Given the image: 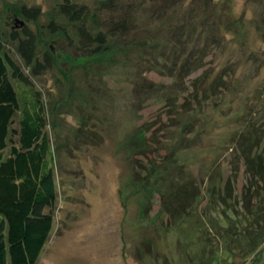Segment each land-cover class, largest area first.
<instances>
[{
  "label": "rangeland",
  "instance_id": "obj_1",
  "mask_svg": "<svg viewBox=\"0 0 264 264\" xmlns=\"http://www.w3.org/2000/svg\"><path fill=\"white\" fill-rule=\"evenodd\" d=\"M64 1L0 0L4 50L24 72L14 31L26 28L38 57L53 58L32 78L58 195L36 264H264V217L246 213L249 177L236 142L255 131L264 140V0H212L232 11L234 29L222 32L215 15L183 13L200 0H149L107 56H90L80 35L102 30L103 0H70L97 11L85 21L62 14ZM187 57L199 64L188 73ZM174 186L198 192L177 218L163 204Z\"/></svg>",
  "mask_w": 264,
  "mask_h": 264
},
{
  "label": "trees",
  "instance_id": "obj_2",
  "mask_svg": "<svg viewBox=\"0 0 264 264\" xmlns=\"http://www.w3.org/2000/svg\"><path fill=\"white\" fill-rule=\"evenodd\" d=\"M177 1L165 0L172 5H176ZM148 2L103 0L99 10L109 15L101 24L102 30L93 32L88 27H81L80 30L81 40L90 46V56H107L108 51L104 50L109 48L112 39L128 36L134 30L138 13ZM221 4L200 0L199 5L190 3L182 9L186 15L195 14L196 17L215 15L213 24L216 29L220 32L230 31L234 29L232 11L227 2L224 3L227 7ZM60 10L72 21L99 17L95 9L77 7L70 0H65ZM38 13L37 8H22V14L30 20H34ZM224 19L231 22L224 24ZM262 23L264 25V17ZM50 27L52 31L62 30L66 35L62 27L53 23ZM14 32L11 33L12 40L17 45V52L29 75L4 50L5 43L0 36V264H36L55 228L58 195L53 149L44 131L47 110L41 91L32 78L51 67L53 58L50 51L38 57L35 39L26 28L22 34ZM188 57L180 63V68L187 73V69L192 67L195 70L199 66L195 59ZM174 62H167L171 69H174ZM254 133L258 135V131ZM257 135H242L239 142L237 137L236 142L239 143L245 172L249 177L244 195V207L248 208L246 213L249 216L258 214L264 217V140ZM229 183L230 180L227 185ZM197 196L195 187L174 186L165 193L163 204L177 218L185 213ZM253 197L256 198V204L250 203Z\"/></svg>",
  "mask_w": 264,
  "mask_h": 264
}]
</instances>
